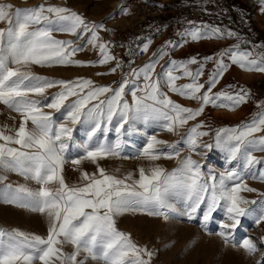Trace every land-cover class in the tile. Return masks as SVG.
Wrapping results in <instances>:
<instances>
[{
  "label": "snow or ice",
  "instance_id": "obj_1",
  "mask_svg": "<svg viewBox=\"0 0 264 264\" xmlns=\"http://www.w3.org/2000/svg\"><path fill=\"white\" fill-rule=\"evenodd\" d=\"M260 3L264 12V0H260ZM0 23L7 24L6 28H0V104L21 116L19 127L10 130L11 134L6 133V126L0 128V184L3 185L0 188V202L46 215L49 221L46 237L19 229L8 231L0 228V264H36L37 261L39 264H86L89 258L102 260L104 264H153L155 252L135 243L130 233L119 230L117 219L126 213H141L168 221L173 213H177L168 202L170 192L182 194L190 201V211L177 213L188 215L190 219L206 203L203 213L205 225L223 201L230 223H222L218 235L225 244L229 243L230 234L241 225V217H254L257 225L264 222V201L260 202L262 207L258 215L255 209L246 207L257 204V201L248 200L240 193L257 190L241 180L234 170L221 173L218 183L215 182L216 177H211L214 182L209 184L202 181L201 165L191 156L180 160L179 166L170 172L158 164L147 169L142 166L137 170L138 179L134 178L132 172L123 177L110 174L99 164L100 160L121 155V139L118 138L114 144L94 139L98 132L108 131L102 125L111 124L114 116L119 117V126L115 131L120 136L134 130L132 127L125 129L130 121L147 122L150 119L164 121L165 130L178 134L179 128L204 114L206 106L210 104L234 111L245 103L248 93L243 89L234 95L223 91L213 93L229 68L224 61V53L219 58H204L205 61H216V68L206 88L205 83L200 82L204 65L195 57L181 61L170 59L167 70L162 68L161 73H156L159 60L169 55L170 50L182 47L187 42L167 41L143 66L130 68L119 85L113 88L96 85L86 78H48L36 75L31 70L33 65L87 67L115 60L108 45L101 42L98 35V30L104 28L103 23L88 21L83 14L66 6L44 4L15 10L11 4H0ZM53 31L68 33L78 39L89 38L84 45L77 47L72 40L54 38ZM183 35L192 41H199L223 39L235 33L219 26L202 24L197 27L190 22ZM151 43L148 40L139 50L147 53ZM86 45L99 49L101 58L98 61L85 63L72 58ZM251 56V52L231 53L228 58L242 70L264 72V55L259 59ZM198 63L200 66L192 71L189 66ZM120 66V62H117L110 72L115 73ZM179 70H182L181 74L176 75ZM182 78H189L190 82L177 85L176 81ZM141 79L142 85L138 83ZM54 87H59L60 91L44 101L30 98L44 96L47 89ZM165 87L185 99L198 101L200 106L193 109L181 105L163 90ZM129 88L131 103L125 99L126 89ZM69 97L75 99L65 104ZM224 99L230 103H224ZM44 108L56 112L63 108L66 112L64 120L72 125L82 122L91 124L86 133L87 141L79 146L82 151L77 152L75 158L71 153V149L77 147L73 127L67 123L58 124L53 114L45 112ZM203 126L202 122L195 125L186 136V142L193 151L201 147L198 139L208 135L206 131H198ZM122 129L124 132H121ZM224 131L237 130H218L217 145L220 143V133ZM260 132H264V113L244 124L238 134L229 138L236 142L228 146L231 159L235 160L243 149L246 167L264 163L249 150L264 151V135H254ZM167 143L151 136L139 156L153 162L162 157L178 159L180 152L176 150V145H169L171 151L157 148V145ZM203 147L211 149L212 145L204 144ZM69 160L75 166L74 170L80 171L79 183L69 184L66 180L65 165ZM85 160L96 165L95 172L80 170ZM7 172L17 173L39 187L34 189L27 184H4ZM258 178L264 182V171H260ZM226 179L240 182L229 188L225 184ZM259 195L264 196V193ZM67 244L73 246L71 253L64 251ZM232 247L242 248L248 255H254L258 250L257 244L250 238ZM81 253L84 254L83 259H78ZM257 264H264V258Z\"/></svg>",
  "mask_w": 264,
  "mask_h": 264
},
{
  "label": "rangeland",
  "instance_id": "obj_2",
  "mask_svg": "<svg viewBox=\"0 0 264 264\" xmlns=\"http://www.w3.org/2000/svg\"><path fill=\"white\" fill-rule=\"evenodd\" d=\"M121 0H0V4H11L13 10L16 8L26 9L41 4L66 6L92 22L104 24L103 29L98 30L101 42L106 43L105 30L110 28L117 12V5ZM156 2H179L182 1L186 5L187 18L198 19L204 25L219 26L221 29L229 30L235 33L232 37L223 39H202L192 41L188 45L177 47L170 50L169 55H165L159 60L156 66V73H161L162 68L166 71L170 59L177 61L186 60L192 57L197 58L198 62L203 63V76L200 82L205 83L216 68V61L207 60L205 57L219 58L224 53V61L229 65L228 71L220 79L219 83L213 89V93L225 92L229 95L240 93L241 89L248 93L247 100L242 103L234 111L227 108L214 107L208 105L204 114L195 120L189 121L186 125L179 128L178 134L168 132L163 127L164 121L150 119L147 122L138 120L130 121L125 125V129L132 127L134 130L127 135L120 136L115 128L119 126V117L114 116L111 124H103L108 131L98 132L96 138L100 142L114 144L117 139L123 141L120 157H109L99 161L101 167L105 168L110 174L123 177L126 173L132 172L134 178L138 179V168L146 169L158 164L169 172L179 166V161L187 156H191L193 160L201 165L202 181L211 184L214 181L211 177H216L218 183L220 174L228 171H236L241 180L248 186L255 188L256 192H241L244 198L248 200H256L257 204H248L246 207L255 209L258 215L261 210V201L264 196V182L258 176L260 171H264V163L256 164L252 167H246L245 155L242 149L237 154L235 160H232L229 153V144L235 145L234 140L229 138L243 128L244 124L251 122L260 114L264 113V72L245 71L237 64H232L228 56L231 53H247L251 52L250 58L259 59L264 55V12L261 11L260 0H152ZM235 7L239 9L236 12ZM114 16V17H113ZM113 20H110L112 19ZM116 21V20H115ZM120 24L121 19L118 20ZM217 23L216 25H214ZM6 23H0V28H6ZM33 27H38L34 25ZM244 33V34H243ZM53 37L62 40L74 41V46H81L89 38L78 39L76 36L53 31ZM242 43H251L249 47H243ZM107 44V43H106ZM161 46H153L150 54L145 59H130L116 69L115 73H111L110 69L116 67L117 60L110 61L108 64L94 66L77 67V66H55L40 67L32 66V71L36 75L45 76L53 79L73 80L76 78H86L94 81L96 85H107L113 88L117 87L122 78L129 73L130 68H138L149 61V58ZM111 55L112 52L110 51ZM73 59L87 62L98 61L101 54L98 48L92 45H86L82 51H77L72 57ZM200 63L190 65V69L195 71ZM182 70L175 74L180 75ZM189 78H182L176 81L177 85L189 83ZM138 83L142 85V79ZM174 100L185 107L196 109L200 106L199 102L192 99H185L176 93L163 89ZM60 91L59 87L46 90L44 96H31L32 99L44 101L46 97L54 96ZM203 91V90H202ZM75 97H69L65 104L71 103ZM103 99V97H102ZM125 99L131 103V90L126 89ZM224 103H230L227 99ZM95 103V101H93ZM219 103V101H218ZM45 112H51L56 122L67 123L73 127V138L77 147L71 149L72 157L75 158L77 152L82 151L79 147L87 141V131L90 129L89 123H78L72 125L70 121H65V110L62 108L59 112L53 109L44 108ZM21 116L0 104V128L6 126V133L11 134L10 130L19 127ZM203 123V127L198 131L208 132L207 136L200 137L198 143L201 147L194 151L186 142V136L190 129L199 123ZM31 127V124H29ZM220 129H236L233 131H224L220 133V143L217 145V131ZM124 132V129L121 130ZM256 137L264 135V132L255 133ZM151 136L157 139L167 141V144L157 145V148L163 151H171L169 145H176V150L180 152L178 159L161 158L158 161H149L139 153L147 146ZM204 144H211L212 148L203 147ZM252 154L257 158L264 160V151L249 148ZM128 157V158H124ZM70 160L65 165V177L69 184L80 182V171L74 170ZM119 169V172H116ZM81 171L89 173L96 171V165L91 161H83L80 165ZM7 180L4 184L11 183L14 186L18 184H27L31 188H38L34 181L25 180L24 177L14 172L5 173ZM238 180H225L227 187H232ZM3 185L0 184V188ZM168 202L177 210V213H186L190 211L188 207L190 201L182 194L170 192L168 194ZM206 203L200 206L193 217L190 219L188 215H178L173 213L168 221H164L160 217L148 216L141 213H126L118 217L117 227L119 230L130 233L135 243L140 246H146L149 250L155 252L153 256V264H257L264 258V222L257 225L254 217H241V225L229 236V243L225 244L224 240L218 235L222 230V223H230L227 219L224 202H220V207L212 214V218L207 222L203 221V213L206 211ZM49 221L46 215L38 212H31L26 209L18 208L13 205L0 202V228L11 231L19 229L30 234H38L46 237ZM252 239L257 244V252L254 255H248L242 248L232 247L233 244H241L245 239ZM64 251L71 253L73 246L64 245ZM84 254L78 259H83ZM36 264H39L37 261ZM86 264H104L102 260H93L89 258Z\"/></svg>",
  "mask_w": 264,
  "mask_h": 264
},
{
  "label": "built area",
  "instance_id": "obj_3",
  "mask_svg": "<svg viewBox=\"0 0 264 264\" xmlns=\"http://www.w3.org/2000/svg\"><path fill=\"white\" fill-rule=\"evenodd\" d=\"M187 7L179 2H156L152 0H121L110 28L105 30V40L120 64L130 59H145L153 46H162L167 41L188 45L192 40L183 33L193 22L202 25L198 19L187 18ZM114 17V16H113ZM126 18L120 25L118 20ZM116 20V21H115ZM151 40L149 51H140L143 43Z\"/></svg>",
  "mask_w": 264,
  "mask_h": 264
},
{
  "label": "trees",
  "instance_id": "obj_4",
  "mask_svg": "<svg viewBox=\"0 0 264 264\" xmlns=\"http://www.w3.org/2000/svg\"><path fill=\"white\" fill-rule=\"evenodd\" d=\"M235 10H236V12H239V9L237 8V7H235ZM217 23H215L214 25H216ZM244 34V33H243ZM242 46L243 47H249V46H251V43H242Z\"/></svg>",
  "mask_w": 264,
  "mask_h": 264
},
{
  "label": "bare ground",
  "instance_id": "obj_5",
  "mask_svg": "<svg viewBox=\"0 0 264 264\" xmlns=\"http://www.w3.org/2000/svg\"><path fill=\"white\" fill-rule=\"evenodd\" d=\"M121 21L122 23L120 25H122L126 21V18H121Z\"/></svg>",
  "mask_w": 264,
  "mask_h": 264
}]
</instances>
